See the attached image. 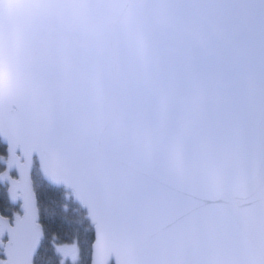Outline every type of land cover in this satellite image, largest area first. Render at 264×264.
<instances>
[{
  "label": "water",
  "instance_id": "95a60500",
  "mask_svg": "<svg viewBox=\"0 0 264 264\" xmlns=\"http://www.w3.org/2000/svg\"><path fill=\"white\" fill-rule=\"evenodd\" d=\"M0 139L2 264L41 246L35 160L91 264H264V0H0Z\"/></svg>",
  "mask_w": 264,
  "mask_h": 264
},
{
  "label": "trees",
  "instance_id": "16d2710c",
  "mask_svg": "<svg viewBox=\"0 0 264 264\" xmlns=\"http://www.w3.org/2000/svg\"><path fill=\"white\" fill-rule=\"evenodd\" d=\"M6 155V145L0 139V161L1 158H6ZM32 179L37 196L39 220L43 227V238L34 264H91L95 230L87 210L74 200L71 190L46 181L37 161ZM0 209L6 216H11L18 210L8 199L4 187L0 192ZM76 248L78 259L74 261L71 255L75 253ZM2 249L0 246V264L4 260Z\"/></svg>",
  "mask_w": 264,
  "mask_h": 264
},
{
  "label": "flooded vegetation",
  "instance_id": "af4514ba",
  "mask_svg": "<svg viewBox=\"0 0 264 264\" xmlns=\"http://www.w3.org/2000/svg\"><path fill=\"white\" fill-rule=\"evenodd\" d=\"M6 158H7V155H6ZM6 158H1V161H0V172H2V171H4L5 170V163H4V160L6 159ZM11 175L13 176V177H17V173H16V170H14V171H12L11 172ZM8 183L6 182V181H2V182H0V192H1V188H6V191L8 190ZM7 196H8V199H9V195H8V191H7ZM10 200V199H9ZM11 201V200H10ZM14 205H16L17 207H18V210L13 214V215H15V214H21V209H20V206H21V203H20V201L19 202H13V201H11ZM0 211H1V209H0ZM2 213V212H1ZM13 215H11V216H8V217H13ZM6 216V215H5ZM4 240H6V239H4Z\"/></svg>",
  "mask_w": 264,
  "mask_h": 264
},
{
  "label": "rangeland",
  "instance_id": "374dc122",
  "mask_svg": "<svg viewBox=\"0 0 264 264\" xmlns=\"http://www.w3.org/2000/svg\"><path fill=\"white\" fill-rule=\"evenodd\" d=\"M3 243L2 242H0V246L3 248ZM71 257H72V260H77L78 259V249L76 248L75 249V253L73 254V255H71Z\"/></svg>",
  "mask_w": 264,
  "mask_h": 264
}]
</instances>
